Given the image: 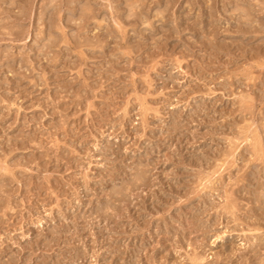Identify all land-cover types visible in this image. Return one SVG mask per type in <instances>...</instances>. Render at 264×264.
Wrapping results in <instances>:
<instances>
[{
	"label": "rangeland",
	"instance_id": "obj_1",
	"mask_svg": "<svg viewBox=\"0 0 264 264\" xmlns=\"http://www.w3.org/2000/svg\"><path fill=\"white\" fill-rule=\"evenodd\" d=\"M0 264H264V0H0Z\"/></svg>",
	"mask_w": 264,
	"mask_h": 264
}]
</instances>
